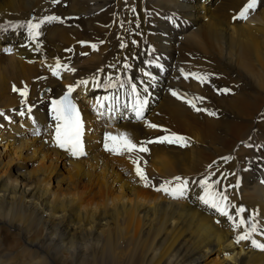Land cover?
<instances>
[{
  "label": "bare ground",
  "instance_id": "6f19581e",
  "mask_svg": "<svg viewBox=\"0 0 264 264\" xmlns=\"http://www.w3.org/2000/svg\"><path fill=\"white\" fill-rule=\"evenodd\" d=\"M41 1H17L18 9L0 0V264H203L212 252L221 256V264H264V249L253 246L264 244V181L255 182L256 176L264 177V8L236 25L232 19L237 20L249 0L199 1L206 6L192 5L195 0H130L132 14H124L122 29L115 33L119 14L112 13L122 0ZM140 4L150 14H140ZM51 9L55 14H45ZM48 16L62 22H45L33 43L27 21ZM167 18L183 27L173 33L160 23ZM113 34L126 44H135L139 37L144 41L129 50L116 38L111 41ZM236 36L247 38L246 62L235 63L230 54L228 46ZM89 43L104 45L93 56ZM146 47L152 49L149 54L142 51ZM189 49L219 57L215 64L203 62V82L180 74L187 69ZM66 57L72 62L70 71L64 67ZM155 57L162 62L157 69ZM141 59L146 62L145 79L138 77L136 61ZM57 62L62 67L54 76L51 69ZM119 69L126 71L117 75ZM224 80L229 84H222ZM80 81L88 82L81 85L84 96L77 102L84 120L83 156L89 155L85 160L70 159L67 150L55 145V125L40 138L32 135L46 125L44 107L33 112L38 124L25 126L19 120L21 113ZM110 82L113 87L107 86ZM129 82L146 102L142 118L148 115L152 124L163 120L159 126L176 128L185 138V146L162 147L165 142L151 152L147 147L148 154L129 153L134 175L137 165L143 167L146 182L124 179L114 167L118 158L105 160L101 171L96 170L102 136L124 134L135 143L151 133L143 119L136 118L132 97L113 98L120 84ZM25 88L27 96L22 97ZM224 88L232 95L222 96ZM107 104H113V110L106 109ZM156 118H161L158 123ZM209 161L213 169L206 168ZM176 177L188 182L185 196L173 198L156 190L168 182L176 185ZM205 179L213 191L227 195L232 220L199 199L204 194L200 181ZM228 181L238 183L231 193ZM232 205L246 211L237 217ZM240 219L245 223L235 227ZM151 229L163 232L161 240L142 251L143 234ZM246 231L249 239L237 243L236 237ZM172 234L169 246L179 242L161 252Z\"/></svg>",
  "mask_w": 264,
  "mask_h": 264
},
{
  "label": "snow or ice",
  "instance_id": "6c2138e0",
  "mask_svg": "<svg viewBox=\"0 0 264 264\" xmlns=\"http://www.w3.org/2000/svg\"><path fill=\"white\" fill-rule=\"evenodd\" d=\"M54 2H58V0H54ZM257 6V0H249V2L245 5L244 9L240 12L238 18H246V14L248 10H254ZM62 22L59 17L57 16H48L40 20L39 22H32L31 20L27 21L26 28L28 32V38L33 42L36 43L37 38L41 35L40 29L41 26L45 22ZM21 27H25V25H21ZM84 43V42H81ZM122 47L124 45H121ZM37 49H39L40 45L37 43L36 45ZM93 49H95V45H92ZM61 64L57 62L56 66L51 69L52 74L54 76L59 75V69L61 68ZM64 67H67L66 65ZM127 67V65H125ZM188 75H192L193 78L203 82L206 80L205 76H197L195 74H185V78H187ZM118 79V78H117ZM82 84H87V81H80ZM108 87H113L114 85L110 82ZM122 86V85H121ZM16 91L17 89H13ZM74 91V88L72 86L68 87V91L65 93L64 96H62L60 99H54L51 101V112L53 114V119L56 121L55 125V133H54V142L55 145L61 149L67 150L70 152V154L74 157L82 156L84 155V149H83V143H82V130L83 125L80 119V114L78 110L76 109L75 104L70 100V94ZM223 93H228L230 90L225 88L220 90ZM133 94L136 93L135 86L132 87ZM20 95L22 97L27 96V89L20 90ZM172 95L177 96L176 92H173ZM104 99H109L108 97H105ZM203 99V98H199ZM144 101L137 100L134 110L136 114V118L139 120L142 118L143 115V106ZM188 103L195 108V104L192 103V101H188ZM200 110V109H197ZM30 111V109H29ZM23 115V113H21ZM209 115H215V113H209ZM150 128H157L158 126L155 124H148L147 125ZM38 134V133H37ZM106 140L111 141V145L109 143H105L104 147L106 150L112 151L116 154H119L120 152H128L132 153L133 151H139V152H147V147L140 145L137 146L136 144L132 143V141L127 138L126 135L121 134L119 137L117 136H111L106 135ZM177 143L180 144V146H185V138L176 134H170L165 135L162 137L157 138L155 141H149L148 143ZM135 173L136 175L142 180L147 181V177L144 173V171L137 165L135 167ZM176 181H179L174 187H168L166 185H162L161 187L157 188V191L164 192L165 194L170 195L173 198H180L185 196L187 192L188 182L181 180L180 177L175 178ZM171 183V182H168ZM147 186V184L145 185ZM200 186L203 189V195L199 197V199L203 202V204L207 205L209 208L215 209L217 212L220 213L222 216H226L229 218V220H232L233 217L229 215L228 208H229V202L228 197L223 192H217L213 191V184H210L207 179L200 181ZM232 207H235L236 209V216L239 217L241 213H244L246 210L243 207H236L235 205H232ZM245 223V220L240 219L235 227H240ZM256 231V225L252 224L251 226V232ZM250 236V232H244L241 235H238L236 237V242L239 243L243 240H248ZM254 247H259L261 249H264V244H259L256 242H253Z\"/></svg>",
  "mask_w": 264,
  "mask_h": 264
},
{
  "label": "rangeland",
  "instance_id": "374dc122",
  "mask_svg": "<svg viewBox=\"0 0 264 264\" xmlns=\"http://www.w3.org/2000/svg\"><path fill=\"white\" fill-rule=\"evenodd\" d=\"M8 1V0H7ZM21 2L22 0H9V5H8V7H12L13 5L14 6H16L17 7V5L19 4L18 2ZM45 1H47V0H43V1H41V2H45ZM200 0H195L194 2H193V4L192 5H195V4H201L202 6H206L205 4H203V3H201V2H199ZM258 2H257V6H256V8L254 9V10H248V12H247V15L248 14H251V18L250 17H247L246 16V18H243V19H241V18H238L237 17V20L236 21H233L234 19H232V22L234 23H236V25H240V24H244V22H246L247 20H249V19H252L253 17H255V15L258 13V12H260L261 11V9L262 8H264V1H259V0H257ZM51 2H53V0H51ZM247 2V1H246ZM246 2L244 3L245 5H246ZM263 2V3H262ZM16 3V4H15ZM123 0H122V2H120V4H119V6L117 7V10H115V11H113V13L112 14H119L118 15V18H117V25H118V28H117V30L115 31V33H117V32H120L121 31V29H122V26H123V23L125 22L124 20V14H126L127 13V10H126V8L124 7L125 6V4L123 3ZM66 4V2H64V5ZM55 5V4H54ZM245 5H242V9H241V11L243 10V8L245 7ZM140 6V14H150V12H147V9H146V7L144 6V5H142V4H140L139 5ZM263 6V7H262ZM18 9H20L19 7H17ZM126 10V11H125ZM241 11H239V12H241ZM256 11V12H255ZM145 12V13H144ZM248 18V19H247ZM248 23V22H247ZM95 32V31H94ZM201 32H199V34H200ZM124 34H125V31H124ZM116 36V37H115ZM116 38V39H115ZM116 40V41H118L119 42V44H120V46L121 45H124V46H126V47H128V49L129 50H132L133 48L134 49H136L137 47H138V45L140 44V42H142L143 43V41H144V39H142V38H137V40L135 41V44H133V43H127L126 44V42L125 41H123V39H120V36L119 35H115V34H113L112 36H111V41H113V40ZM247 38L246 37H237L236 36V39H235V43L234 44H232V45H229L228 47H229V51H230V54L233 56V59H234V62L235 63H241V62H246V58H245V54H246V50H248V47H249V45H246V43H245V40H246ZM123 41V42H122ZM140 41V42H139ZM223 41V40H222ZM137 42V43H136ZM58 43H61V42H58ZM214 43V42H213ZM126 44V45H125ZM88 45H90V47H91V49H90V52L93 54V56H95V55H98L99 53H100V50L102 49V46L104 45V44H102V46L100 47V46H95V49H93V47H92V45H91V43H89ZM94 45V44H93ZM72 46V45H71ZM123 46V47H124ZM74 47H76V46H74ZM79 47V46H78ZM122 47V46H121ZM119 48V47H118ZM210 48V45H207L206 46V50H208ZM74 49V48H73ZM198 50H196V49H189L188 50V52L185 54V60H186V62H188L187 63V69H186V71L185 72H180V74L182 75V77L183 78H185V74H194V71H195V75L197 74V76H199L200 74H201V70H202V65H203V62H204V64H206V63H208L209 62V64H215L216 63V61L218 62V60H219V57H217L216 55H215V53H212V52H209L208 54H203L202 55V53H199V52H197ZM76 52V51H75ZM145 52H147L148 53V50H144L143 51V53H145ZM195 52V53H194ZM66 53L69 55V53L66 51ZM74 53V52H73ZM146 53V54H147ZM146 54H144V55H146ZM149 54V53H148ZM188 54V55H187ZM197 54V55H196ZM191 56V57H187V56ZM205 55V56H204ZM209 56V57H208ZM146 57V56H145ZM195 57V58H194ZM72 58V57H71ZM195 59V60H194ZM189 60V61H188ZM191 60H193L194 62L192 63V61ZM201 60H202V62H201ZM206 60H207V62H206ZM209 60V61H208ZM211 60H213V61H211ZM142 61H144L143 63H141ZM191 61V62H190ZM197 61V63H195ZM250 61L252 62V59H250ZM256 61V60H255ZM214 62V63H213ZM136 63L139 65V68H140V71H141V73H143L145 70H146V62H145V60L144 59H141V60H138V61H136ZM143 64V65H142ZM194 65H196V67L197 68H195V66ZM141 66V67H140ZM202 66V67H201ZM144 67V68H143ZM188 68H190L189 70H188ZM192 68H195V69H192ZM113 69H118V67H116V68H113ZM145 69V70H144ZM197 69H198V71H197ZM122 70L123 71H126V70H124V69H121V71H120V69L119 70H117V75H119V73H121L122 72ZM191 70V71H190ZM192 72V73H191ZM198 72V73H197ZM200 72V73H199ZM240 72H243V71H241L240 70ZM185 73V74H184ZM215 75H217L218 74V72H215L214 73ZM126 74H124V76H125ZM126 77H129L128 76V74H127V76ZM181 77V78H182ZM188 77H193L192 75H189V76H187V79H188ZM222 84H226V85H228L229 83L226 81V80H224L223 82H221ZM218 84H219V82H218ZM220 86V85H219ZM225 89V88H224ZM227 89H229V88H227ZM232 92L233 91H229L228 93H223L222 92V96H223V94L224 95H227V94H229V95H232ZM231 93V94H230ZM48 94H49V91H48ZM176 96H173V98H175ZM177 100L178 101H181V102H183V100H181L180 98H177ZM263 107H264V104H263ZM206 114V113H205ZM207 115V114H206ZM147 116L148 115H146L145 117H144V119H143V125L145 124V125H148V124H150L151 123V121L149 122V120L147 119ZM208 116V115H207ZM234 118V117H233ZM232 118V119H233ZM145 119H146V121L147 122H149V123H147L146 121H145ZM161 118H156L155 119V121L157 120H160ZM164 119V118H163ZM121 120V119H120ZM145 121V122H144ZM156 121V123H158ZM161 122H164L163 120H160ZM159 121V123L161 124V122ZM159 123L158 124H155V125H158V127L157 128H159V129H157L156 128V130L158 131V132H156V130L154 129V128H150V127H148V129L150 130V132L151 133H153V131H155L156 133H154V134H151V133H149L148 131H146L147 133H149V135H147V137L149 138L148 140L147 139H143V138H147L146 137V135H144L143 137H140L141 138V140H138V138L134 141L135 143L134 144H137V146H139V145H141V143H142V145L143 146H145V147H148V148H150L149 150H150V152L151 151H153L152 150V148L154 147V149H156V148H158L161 144L159 143V145H157L158 147H156L155 148V146L156 145H154V146H152V145H149V146H147L148 145V142L149 141H151L150 139H151V137L150 136H152V138L153 137H155V135L157 134L158 135V137H162V136H165V135H170V134H176V135H179V136H181L182 135V137H184V135L180 132V131H178L176 128L175 129H173V128H171V129H166L167 127H164L165 128V130L167 131V133H165L166 131H164L163 129V123H162V125H160L159 126ZM152 124V123H151ZM144 127V126H143ZM143 127H141V129H144ZM160 127H162V128H160ZM145 129H147V126H146V128ZM144 129V130H145ZM147 129V130H148ZM152 129V130H151ZM173 129V130H172ZM162 130L164 131V132H162ZM170 130V131H169ZM173 132H172V131ZM169 131V132H168ZM174 131H177V133H175ZM172 132V133H171ZM162 134V135H161ZM163 134H165V135H163ZM156 135V136H157ZM187 139V138H186ZM140 141V143L138 144V143H136V142H138V141ZM144 141H147V142H145V143H147L146 145H145V143H144ZM165 143V142H164ZM151 144V143H150ZM177 143H165V144H162L161 146L162 147H173L174 145H176ZM164 145V146H163ZM150 146H152V147H150ZM160 146V147H161ZM161 147V148H162ZM100 148H101V145H100ZM147 148V149H148ZM101 150V149H100ZM100 150H99V154H100V162L101 163H99L98 165H96V167H97V172L98 171H101V169L99 168V167H102L103 165H104V161L105 160H110V158H118V164H115V165H117V166H115L114 165V167H115V169L116 170H118V173H120L123 177H124V179H126V180H130V181H135V182H138V176H136V175H134V173H133V171H134V168H133V166H132V162H131V160L129 159L130 157H131V155L135 152V151H133L132 153H130L131 155L129 156H125V153H119V154H116V153H111V154H105V153H103L102 152V150H101V152H100ZM149 150L146 152V154H148L149 153ZM102 154V155H101ZM143 154H145V152L143 153ZM102 156V157H101ZM119 156H121L120 158H119ZM86 157V158H85ZM82 156V158L85 160V159H87L88 157H89V155L88 156ZM141 157L143 158V156L141 155ZM103 158H105L104 160H103ZM126 160V161H125ZM143 160V159H142ZM125 161V162H124ZM210 162V161H209ZM208 162V163H209ZM110 163V162H109ZM125 163H127V165L125 164ZM213 161H211L209 164H207V165H205L206 166V168L208 167L209 169L210 168H212L211 166H213ZM120 164V165H119ZM100 165V166H99ZM146 165V168L148 167V163H146L145 164ZM117 167V168H116ZM121 167H123V168H121ZM128 167V168H127ZM215 167V166H214ZM124 168H126L125 170L127 171V173H126V171L124 172ZM207 168V169H208ZM99 169V170H98ZM213 169V168H212ZM241 168H239L238 169V172L240 173L241 172V170H240ZM93 170V169H92ZM122 170V171H121ZM142 170H143V167H142ZM147 171H148V168H147ZM123 172V173H122ZM92 173H94V174H96L95 172H94V170L92 171ZM125 173V174H124ZM129 174H131V175H129ZM199 174V173H198ZM245 174V173H244ZM129 175V176H128ZM147 175V174H146ZM134 177V178H133ZM136 177V178H135ZM136 179V180H135ZM140 179V178H139ZM233 181V180H232ZM230 182V181H228V182H226V184L227 183H229L228 184V186L229 185H232V184H234L233 186H237L238 185V183H235V181H234V183L233 182ZM243 180L240 178V181H238L239 183L240 182H242ZM138 184V183H137ZM152 184L153 183H151V187H152ZM223 184V183H222ZM224 184H225V182H224ZM224 184L222 185L223 187H225L224 186ZM140 185H142V184H140ZM227 187V186H226ZM224 188L225 189V191H227L228 189L227 188ZM227 189V190H226ZM154 190H153V188H152V191L151 192H153ZM155 192V191H154ZM228 193H231V191L230 192H228ZM162 233L163 232H161V231H156L155 229H151V230H149V231H146V232H144V234H143V238H142V241H143V248H142V251L143 250H145V249H147V248H150V247H157L158 246V244H159V242H160V237L162 236ZM171 238H173V234L172 235H170V236H167L166 237V241H165V243L161 246V252H167V251H169L170 249H172V248H174V246H176V244L179 242V240H180V238H178L175 242H174V244H173V246H169V244H168V242H169V240L171 239ZM203 264H221V256H219L218 254H217V252H212V254H210V256L206 259V260H204V262H203Z\"/></svg>",
  "mask_w": 264,
  "mask_h": 264
}]
</instances>
